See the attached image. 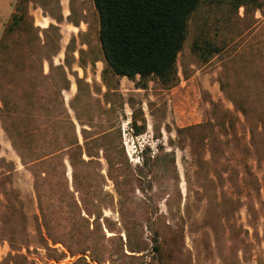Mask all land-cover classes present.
Returning a JSON list of instances; mask_svg holds the SVG:
<instances>
[{"label":"rangeland","instance_id":"obj_1","mask_svg":"<svg viewBox=\"0 0 264 264\" xmlns=\"http://www.w3.org/2000/svg\"><path fill=\"white\" fill-rule=\"evenodd\" d=\"M31 3L30 18L5 37L0 83L12 77L24 90L22 80L37 79L44 59L75 37L69 63L106 90L92 99L81 89L79 100L81 119L101 137L84 146L93 157L75 149L71 164L59 153L30 168L43 173L40 203L31 173L0 155V264H264V24L251 30L230 0H201L179 82L168 88L109 69L102 76L93 0H70L63 24L40 36L31 25L43 28L41 15L60 7ZM52 125L50 152L70 140Z\"/></svg>","mask_w":264,"mask_h":264},{"label":"crops","instance_id":"obj_2","mask_svg":"<svg viewBox=\"0 0 264 264\" xmlns=\"http://www.w3.org/2000/svg\"><path fill=\"white\" fill-rule=\"evenodd\" d=\"M18 2L19 0H8L9 6H0V46ZM39 4L37 2V6H42ZM50 6H59V15L57 11L55 14L47 11L46 15H41L43 20H46V24L42 25L43 28L39 26L36 28L37 24H34V30L39 36L50 30L48 29L50 25L54 28L61 26L69 15L70 0H51ZM65 6L67 14H65ZM239 10L240 19L245 18L246 15L253 22L251 30L256 28L257 31L261 24H264V6L261 9L242 7ZM30 11H33L32 6L28 7L29 16H31ZM60 17L63 18L61 22L58 21ZM11 42L12 40L4 46L7 49L0 52L2 55L8 54ZM65 51L66 48L61 46L56 55L51 56L50 59H44L42 66L36 70L38 80L36 78L22 80L25 82L24 90L19 88L21 80L19 82L12 77L7 84L0 83V155L14 154L21 166L30 173L33 172L32 169L30 170L31 167L33 168L51 156L65 153L67 145L54 152L49 151L52 124L62 125L68 129L70 140L74 136L72 129L74 127L75 135L82 147H84V138L89 143L101 137V135H91L92 127L81 119L79 100L81 89L87 91L92 99L103 95L106 90L99 83L98 77H92L87 68L82 69L76 63H72L71 69L68 68L65 65ZM75 56L76 53L74 59ZM36 81L38 83H35ZM99 86L101 89L98 93L96 89ZM33 94L39 97L31 98ZM84 156H87V153L83 152ZM66 157L69 160V157L65 156V164Z\"/></svg>","mask_w":264,"mask_h":264},{"label":"trees","instance_id":"obj_3","mask_svg":"<svg viewBox=\"0 0 264 264\" xmlns=\"http://www.w3.org/2000/svg\"><path fill=\"white\" fill-rule=\"evenodd\" d=\"M93 1L99 16V41L106 67L102 72V76L106 73V69H109L115 77L127 78L133 82L139 77L140 84L138 85L146 84L151 78H155L164 87L171 88L177 85L179 82L177 60L187 38L189 19L192 13L199 8L201 0ZM230 1L236 10L242 7L245 9L248 7L261 9L262 7L259 0ZM30 3L31 0H19L11 23L5 30L2 43H4V38L8 33L11 32L14 35V32L19 29V26L24 24L28 17L30 18L28 14ZM62 19L61 17L58 21L61 22ZM75 26L78 27L76 24ZM52 28L54 27L50 25L48 29ZM31 29L34 30V25H31ZM74 42L75 37L71 38L65 51V65L70 69L72 68V64L68 61L70 53L74 55L77 52L76 49L73 50L70 48ZM2 43L0 52H2V49H7L2 47ZM80 67L85 68L81 65ZM227 96L233 105L239 108L238 104L228 94ZM239 111L243 116H247L244 110L239 109ZM72 129L74 136L65 147V156L69 157L68 161L70 164L71 151L79 149L81 151V157L83 152L85 154L87 153L85 147L79 145L74 127ZM184 130L179 129L177 133H183ZM84 141V146H86L88 142H86L85 138ZM31 173L34 177V190L40 203L38 184L43 179L41 178L42 174H37L34 171ZM75 203L78 206V203ZM107 229H109V225H107ZM26 240H23L21 244L26 245ZM9 242L11 245L14 244L12 241ZM46 242L47 245H49V242H52L53 245L60 243L51 237H48ZM154 249L158 250V247L155 246ZM9 257L13 256L10 255ZM85 262L89 264L87 261ZM72 264L77 263L74 262Z\"/></svg>","mask_w":264,"mask_h":264}]
</instances>
